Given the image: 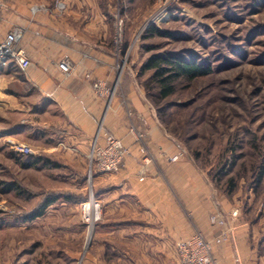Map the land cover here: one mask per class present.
I'll list each match as a JSON object with an SVG mask.
<instances>
[{"label":"rangeland","instance_id":"rangeland-1","mask_svg":"<svg viewBox=\"0 0 264 264\" xmlns=\"http://www.w3.org/2000/svg\"><path fill=\"white\" fill-rule=\"evenodd\" d=\"M83 1L89 15L96 7L106 18L118 67L134 66L183 158L230 211L239 210L234 236L216 247L227 250L228 264H264V179L257 181L264 166V0ZM152 54L199 60L213 71L179 81L159 109L146 93L151 72L140 73ZM37 101L20 71L0 82V264H178V239L161 231L165 215L119 201L92 171L93 143L80 152L60 124L44 125L60 117L55 107L45 114L29 104ZM48 199L44 214L32 217ZM88 202L98 206L92 217Z\"/></svg>","mask_w":264,"mask_h":264},{"label":"crops","instance_id":"crops-1","mask_svg":"<svg viewBox=\"0 0 264 264\" xmlns=\"http://www.w3.org/2000/svg\"><path fill=\"white\" fill-rule=\"evenodd\" d=\"M34 1L0 0V41L14 27L23 28L21 45L32 60L27 71L14 62L1 67L0 82L13 74V69L23 73L39 96V101L29 104L43 106L45 114L55 107L53 114H59V120L54 115V120L44 121V125L60 124L82 153L89 152L98 135L103 141L105 132L122 138L131 147V155L119 172L102 174L98 179L113 185L119 201L134 200L138 209L160 210L166 217L161 230L164 235L172 239L197 232L215 235L217 228L210 223V216L216 209L230 213L226 198L217 194L194 162L183 158L182 147L160 123L134 66L123 71L118 67L106 18L96 7L89 15L83 0H67L64 13L55 9V0L36 2L50 9L34 13ZM66 58L73 65L70 76L59 66ZM87 73L117 87L111 103L94 93ZM132 125L145 131L142 145L152 156L144 179L140 169L145 153L130 132ZM177 154H181L180 159L172 161ZM163 240L166 245L167 240ZM224 250L216 247L214 252L228 264Z\"/></svg>","mask_w":264,"mask_h":264},{"label":"built area","instance_id":"built-area-1","mask_svg":"<svg viewBox=\"0 0 264 264\" xmlns=\"http://www.w3.org/2000/svg\"><path fill=\"white\" fill-rule=\"evenodd\" d=\"M68 8L67 0H56L55 9L64 13ZM49 7L45 3H35L32 6V12H48ZM121 24V23H120ZM24 36V29L14 27L0 41V68L9 65L11 62L27 71L32 65V60L28 52L21 45ZM120 38L118 37V40ZM60 68L66 76H70L73 72V65L69 59H64L59 63ZM86 77L92 82L94 93L111 103V100L117 93V87L109 85L106 81L93 77L91 73H87ZM130 132L135 136L136 142L140 143L142 151L145 153L143 164L140 172L144 176L148 170V165L152 162V156L147 152L144 145L146 133L144 130L132 125ZM21 151H31V148L24 144H19ZM132 150L122 138L113 134L104 133V140H100L98 135L93 142L91 154L89 156L92 171L97 173H117L125 164L126 159L131 155ZM181 154H177L170 159L177 161ZM239 217V210L232 209L230 213H225L220 209H216L210 216V223L217 228V232L212 237H207L201 232H197L185 238L178 239L175 249L178 258V264H223V262L215 255V247L223 244L225 241L234 236L237 228L236 219Z\"/></svg>","mask_w":264,"mask_h":264},{"label":"trees","instance_id":"trees-1","mask_svg":"<svg viewBox=\"0 0 264 264\" xmlns=\"http://www.w3.org/2000/svg\"><path fill=\"white\" fill-rule=\"evenodd\" d=\"M212 69L211 66L199 60L188 59L180 55L152 54L142 64L140 73L151 72L145 84L146 93L153 104L159 108L164 101L177 92V83L179 81L192 82L210 74L213 71ZM263 179L264 166L257 176V181L261 182ZM53 201L50 199L46 200L32 217L42 216Z\"/></svg>","mask_w":264,"mask_h":264},{"label":"bare ground","instance_id":"bare-ground-1","mask_svg":"<svg viewBox=\"0 0 264 264\" xmlns=\"http://www.w3.org/2000/svg\"><path fill=\"white\" fill-rule=\"evenodd\" d=\"M97 208H98V206H97ZM96 207H93V205H92V203H87L86 205H85V212H86V214H87V216L88 217H92V215H94L93 213H96V209H97ZM94 220V219H93Z\"/></svg>","mask_w":264,"mask_h":264}]
</instances>
